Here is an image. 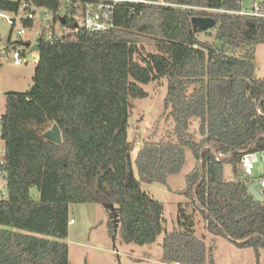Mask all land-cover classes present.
<instances>
[{
	"label": "trees",
	"instance_id": "trees-1",
	"mask_svg": "<svg viewBox=\"0 0 264 264\" xmlns=\"http://www.w3.org/2000/svg\"><path fill=\"white\" fill-rule=\"evenodd\" d=\"M188 1L236 6V0ZM133 8L118 5L109 30L40 40L33 86L6 93L1 120L9 196L0 201V264H70L65 239L73 203H103L114 241L148 245L164 233L166 263L213 261V247L196 234L184 204L178 226L165 231L163 203L141 189L142 182L167 184L179 173L186 147L196 159L182 190L186 205L213 235L240 248H264V201L249 192L254 180L241 166L243 154L264 151V75L255 69L264 21L216 17L219 44L200 39L193 18L181 10L136 6L132 14ZM245 47L244 55L228 51ZM164 78L176 141H146L135 160L137 176L129 98L147 97L143 85ZM193 120L200 141L191 132ZM53 124L61 143L44 136ZM227 163L234 180L224 176Z\"/></svg>",
	"mask_w": 264,
	"mask_h": 264
},
{
	"label": "rangeland",
	"instance_id": "rangeland-1",
	"mask_svg": "<svg viewBox=\"0 0 264 264\" xmlns=\"http://www.w3.org/2000/svg\"><path fill=\"white\" fill-rule=\"evenodd\" d=\"M199 37L202 40L220 44L214 28L205 32L200 31ZM29 38V35H23L20 38L11 24L0 18V115L6 112V93L9 89L28 91L34 84V71L31 70L35 62L31 56L33 52L21 47L26 50L28 64H16L12 58V47L19 41ZM246 48L228 51L235 55H244ZM255 67L257 76H263L264 44L255 48ZM143 88L148 92L147 97L129 98L131 103L129 140L134 146L132 160L137 176L135 160L139 149L146 141H176L173 133L174 122L164 104L168 92V79L152 81L144 84ZM190 129L195 139L200 141L202 136L199 131V121L193 120ZM263 160L264 153L260 154V162L256 165L254 174L249 176L250 179L256 181L264 175ZM195 164L196 159L192 150L186 147L185 164L182 170L169 175L167 184L161 182H142L141 184L143 191L163 203L165 231H171L178 226L180 204H184L185 211L195 217L196 234L203 238L205 235L207 245L213 247L210 255L213 261H207L206 264H264V248L258 252L252 247L240 248L226 237L213 235L206 229L202 216L194 211L191 204L186 205L188 201L182 194V190L186 186V177ZM240 173H243L242 169ZM224 176L228 180L236 179L232 165L229 163L224 166ZM70 217L76 221L75 227L70 228L69 236L65 240L69 246L70 264H162L164 233L152 245L125 243L120 238L114 241L106 225L109 211L103 203H73L70 205ZM145 254L150 255L151 260L142 258Z\"/></svg>",
	"mask_w": 264,
	"mask_h": 264
},
{
	"label": "built area",
	"instance_id": "built-area-1",
	"mask_svg": "<svg viewBox=\"0 0 264 264\" xmlns=\"http://www.w3.org/2000/svg\"><path fill=\"white\" fill-rule=\"evenodd\" d=\"M57 7L40 4L36 0H0L9 4L8 8L0 7V18L5 19L17 35H29V39L19 41L14 45L12 58L16 64H28L25 47L36 58L32 46L40 40L55 42L75 34L81 29L90 31H106L115 26V11L120 4L134 6L132 14H136V6L171 8L181 10L192 18H216L218 16H238L247 19L264 21V0H236L235 7H212L197 4L188 0H58ZM30 33V34H29ZM29 42V46L25 43ZM262 152L243 154L241 166L248 176L254 174L256 165L260 162ZM219 159V158H217ZM264 163V160H263ZM257 189L263 194L264 175L256 181ZM36 194V189L33 188ZM264 195V194H263ZM7 142L3 137V125L0 117V201L8 199ZM73 217L69 218V226H75ZM174 264H180L175 262Z\"/></svg>",
	"mask_w": 264,
	"mask_h": 264
},
{
	"label": "water",
	"instance_id": "water-1",
	"mask_svg": "<svg viewBox=\"0 0 264 264\" xmlns=\"http://www.w3.org/2000/svg\"><path fill=\"white\" fill-rule=\"evenodd\" d=\"M194 26L201 32H205L208 29L214 28L217 26V20L215 18L209 17H195L192 19ZM27 46H29V42L25 43ZM40 44L37 43L34 46H32V50H39ZM44 136L53 142L61 143L62 142V132L58 124H53V126L48 129ZM257 182L250 183L249 184V192L258 200L264 201V195L260 192V190L257 189Z\"/></svg>",
	"mask_w": 264,
	"mask_h": 264
},
{
	"label": "crops",
	"instance_id": "crops-1",
	"mask_svg": "<svg viewBox=\"0 0 264 264\" xmlns=\"http://www.w3.org/2000/svg\"><path fill=\"white\" fill-rule=\"evenodd\" d=\"M35 59V62H34V64H33V66L31 67V70H32V72L34 71V74H35V69H36V67H37V64H38V53H37V55H36V58H34ZM0 64H1V57H0ZM26 67H28V65L26 66ZM0 72H1V70H0ZM257 75V74H256ZM34 76V75H33ZM0 84H1V75H0ZM11 88H13V87H11ZM16 90H18V89H9V91H16ZM9 91H7V92H9ZM2 115H0V117H1ZM107 209V208H106ZM71 218V217H70ZM75 226H69V233H70V228L71 229H73ZM195 231H196V228H195ZM69 236V235H68ZM204 238H206V236L204 235ZM66 240V239H65ZM148 245H152V244H148ZM162 255V254H161ZM142 258H147L148 260H151V257H150V255H148V254H145V255H142ZM162 264H174V263H166V262H164L163 260H162Z\"/></svg>",
	"mask_w": 264,
	"mask_h": 264
}]
</instances>
